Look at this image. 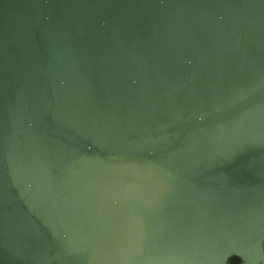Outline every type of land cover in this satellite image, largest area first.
<instances>
[{"label":"water","instance_id":"95a60500","mask_svg":"<svg viewBox=\"0 0 264 264\" xmlns=\"http://www.w3.org/2000/svg\"><path fill=\"white\" fill-rule=\"evenodd\" d=\"M0 264H264V0H0Z\"/></svg>","mask_w":264,"mask_h":264}]
</instances>
